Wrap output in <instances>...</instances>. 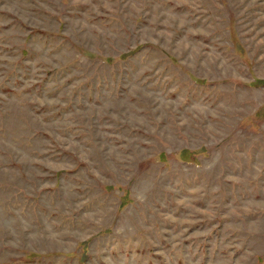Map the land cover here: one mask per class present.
Returning a JSON list of instances; mask_svg holds the SVG:
<instances>
[{"label":"rangeland","instance_id":"rangeland-1","mask_svg":"<svg viewBox=\"0 0 264 264\" xmlns=\"http://www.w3.org/2000/svg\"><path fill=\"white\" fill-rule=\"evenodd\" d=\"M0 264H264V0H0Z\"/></svg>","mask_w":264,"mask_h":264}]
</instances>
